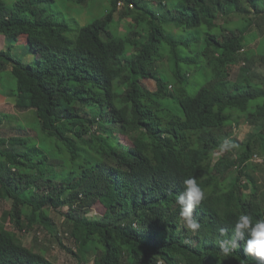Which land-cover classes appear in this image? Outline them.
<instances>
[{
  "label": "trees",
  "instance_id": "1",
  "mask_svg": "<svg viewBox=\"0 0 264 264\" xmlns=\"http://www.w3.org/2000/svg\"><path fill=\"white\" fill-rule=\"evenodd\" d=\"M150 1L161 16L146 15ZM243 1L251 13L244 12ZM263 1L110 0L104 16L81 26L74 18L64 22L61 12L60 20L47 14L44 5L54 0H19L12 10L0 0V34L11 40L25 35L36 58L35 65L24 64L9 50L0 51V62L11 66L17 82L16 107L33 109L41 132L57 140L61 153L47 155L17 128V135L0 136V199L10 202L0 218V264H55L17 232L39 226L56 233L50 212L61 214L65 207L66 231L56 235L69 234L75 244L82 238V257L68 249L78 262L91 257L93 264H257L243 252L242 241L228 257L220 254L219 243L233 235L240 214L264 219V195L247 173L252 156L264 159V89L253 82L258 74L243 68L231 81L225 70L237 62L246 36L256 41ZM232 16L239 20L229 29L224 20ZM116 17L117 24L132 18L125 36L110 30ZM183 23L204 32L183 41L165 28ZM193 42L195 56H181L180 49ZM164 58L172 62L157 66ZM182 64L206 75L193 96ZM161 68L169 70L166 80L157 76ZM143 79L152 80L160 95L150 104L135 88ZM243 115L257 129L233 155L225 147L231 130L224 127L237 126ZM121 137L129 144L121 145ZM215 151L222 156L213 162ZM190 177L205 192L193 211L196 232L180 225L177 203ZM243 180L250 193L242 189ZM93 240L102 248L90 251Z\"/></svg>",
  "mask_w": 264,
  "mask_h": 264
},
{
  "label": "rangeland",
  "instance_id": "2",
  "mask_svg": "<svg viewBox=\"0 0 264 264\" xmlns=\"http://www.w3.org/2000/svg\"><path fill=\"white\" fill-rule=\"evenodd\" d=\"M19 0H5V3L7 5V8L9 10H12L15 6V4ZM54 4H46L44 5V10L47 14H54L55 18L57 20L61 19V13L64 15L65 18H74L78 22L79 25L84 26L90 22H92L96 18H100L106 14L107 11L110 9V0H85L83 4L77 5L73 2H70L68 0H54ZM155 2H149L144 7V10L146 12V15H149L150 12H156L155 14L161 16L162 14H158V6ZM242 8L244 12L251 13L252 8L249 6L246 2H241ZM119 10L122 9V4L119 5ZM142 6V4H141ZM261 6L264 7V1L261 3ZM148 8V9H146ZM264 9V8H263ZM242 11V10H241ZM61 12V13H60ZM246 15V14H245ZM164 18V17H163ZM223 20V19H222ZM219 20V21H222ZM239 20V16H232L231 18H226L224 21H227V28H231L232 24H237ZM64 22L71 24L72 20L68 19ZM118 17L115 18V22H112L110 24V30L117 35L119 33L120 36H125L128 26L127 23H133L131 17H126V20L122 19L119 21V27L118 24ZM219 23V22H218ZM259 24V29H257L256 33L258 36L255 37L256 41H253L252 35L246 36V42L243 47V49L239 52L237 57V62L234 64H229L225 67L226 72L228 71L229 79L231 81H234L237 79L239 75H242V69H246L250 72H253L255 74H258L261 77H255L253 78V82L260 84L261 87L264 89V21L257 20L256 22ZM186 23L181 24L180 26H177L175 24L165 25V28L168 30L169 35H171L176 40H183L187 41L188 39L196 38L199 35H202L204 32V27H198V28H187ZM223 24V22H221ZM185 27V28H184ZM118 28V33L116 29ZM142 28L144 30H148L149 26L146 24V21L142 23ZM243 28V27H242ZM241 28V29H242ZM251 30H254L253 27H251ZM171 33V34H170ZM68 35V34H67ZM144 36V35H143ZM142 36V40H144ZM70 38H74L73 34L69 35ZM258 43V44H257ZM257 44V45H256ZM129 48V51H131V48ZM185 48V47H184ZM187 49V50H186ZM186 49H180L179 52L181 56H185V54L188 57H194L197 50V43L193 42L190 44ZM257 49V50H256ZM17 51L12 50V55L16 59H20V61L24 64L26 63V59L24 56H20V53ZM25 52H29V49L27 48ZM187 52V53H186ZM24 55V54H23ZM32 55H34L32 53ZM260 56V57H259ZM32 64H36L35 56L31 57ZM167 58H164L161 61H158L157 66H162L167 68V64L172 61H166ZM6 66V64L4 65ZM183 71L189 70V88L188 90L191 92L190 94L193 96L197 90L204 85L207 80L206 75L199 74L197 72H193L192 69H190L189 66L186 64H182ZM169 74V70L166 69L164 72V69L161 68L157 76L159 75L162 77V79L166 80L167 76L166 74ZM0 86H4L7 88H12L15 93H17V82L11 71H5L4 69H0ZM138 92H140L141 99L145 104H150L154 98H159L160 95L157 94V89L155 86V83L152 80L149 79H143L140 81V83L135 87ZM172 92L177 97L180 96V91L173 87ZM169 107L171 104L167 102ZM238 113H234L235 118L237 117ZM12 116V117H11ZM11 116L8 117V124L7 126L12 125L13 127L17 128L18 130H23L21 134H29V136L33 139V142L37 144V146H42L43 150L47 155L52 156H61L60 151H58L57 146L59 143L55 138H50L44 135L41 130L38 123V119L30 113V111H26V114L24 116L20 117L19 113H17V117L11 114ZM247 115L241 116L240 123L237 126L231 127H224V130H231L230 135L228 136L229 142L226 141L225 147L227 150H230L233 155L239 154L243 151V142L247 140V138L255 133V130L257 129V125L255 123H252L250 120H248ZM62 129L69 133V128L67 126H62ZM3 133H7L6 135H17L18 132L11 131L10 128H5ZM122 140H120L121 145H128L129 141L126 137H121ZM227 140V138H226ZM222 156V152L214 153L213 155V162L218 161ZM251 163L250 169L248 170V174L252 176L253 179L256 180L257 184L260 185L259 190V196L261 193L264 195V159L260 157L259 155L252 156V158L249 160ZM259 164V166L254 169L253 165ZM58 168V166H57ZM49 169V168H47ZM233 180V179H231ZM230 180V181H231ZM232 183V181H231ZM242 189L245 190L246 193H250L252 188L248 186V182L246 180L242 181ZM227 187H225L226 189ZM10 207L9 200L0 199V217L2 213L6 210H8ZM67 208L61 209V214L58 212H50V220H52L53 225L58 229L56 233H53L47 228L44 227H34L29 232H17V236L19 239L32 251L39 252L40 254L46 256L50 261H52L55 264H93V261L91 257H89V260L87 262H78L79 259H77L75 256H73L70 252H68V249H71L74 253L78 254L80 257H82L83 251L81 250V245L83 244L82 238H79V244L74 243L72 238H70L69 234L68 236L61 235L60 237L57 236V233H61L66 231V225L65 222L63 224V214ZM96 213V212H95ZM94 214V213H93ZM6 228L8 230H13V225L9 222L6 223ZM72 228V227H71ZM58 237L59 240L56 238ZM79 237H81L79 235ZM93 240V246L89 248L91 251L93 248L98 249L102 248V245L99 241L94 242ZM91 254V253H90ZM78 262V263H77Z\"/></svg>",
  "mask_w": 264,
  "mask_h": 264
},
{
  "label": "clouds",
  "instance_id": "3",
  "mask_svg": "<svg viewBox=\"0 0 264 264\" xmlns=\"http://www.w3.org/2000/svg\"><path fill=\"white\" fill-rule=\"evenodd\" d=\"M220 153V151H218ZM217 153V151H215ZM183 192L177 197V203L181 209L180 225L187 224V230L196 232L200 224L193 218V211L205 198V192L197 183L195 177L183 180ZM233 235L226 240L220 241L219 251L224 257H228L243 242V252L254 258L257 264H264V219H255L250 214H240L233 225ZM224 230H221V235Z\"/></svg>",
  "mask_w": 264,
  "mask_h": 264
},
{
  "label": "crops",
  "instance_id": "4",
  "mask_svg": "<svg viewBox=\"0 0 264 264\" xmlns=\"http://www.w3.org/2000/svg\"><path fill=\"white\" fill-rule=\"evenodd\" d=\"M29 49L27 37L25 35L18 36L15 40H11L10 38L4 36L3 34H0V51H6L9 50L12 55V50L17 51L19 49L20 56H24L26 59V63H32L31 57L32 52L29 49V52L24 51L26 49ZM24 54V55H23ZM13 56V55H12ZM2 62H0V69H4L5 71H11V66L7 65L4 66ZM17 93L12 88H7L4 86H0V118L2 119V123L0 124V136L3 137H11L13 135H6L7 133H3L2 131L5 128H10L11 131H15V127L8 124V117L13 114V117L19 113L20 117L24 116L26 114V111H19L16 107V98ZM27 111H30L32 115H34L33 109H29ZM35 116V115H34ZM12 117V116H11ZM17 117V116H16ZM2 216V215H1ZM1 218V217H0ZM2 219V218H1Z\"/></svg>",
  "mask_w": 264,
  "mask_h": 264
}]
</instances>
